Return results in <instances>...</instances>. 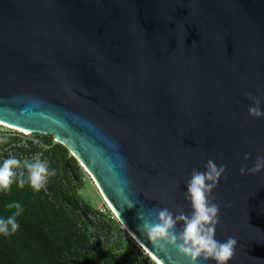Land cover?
I'll return each instance as SVG.
<instances>
[{
	"label": "water",
	"instance_id": "water-1",
	"mask_svg": "<svg viewBox=\"0 0 264 264\" xmlns=\"http://www.w3.org/2000/svg\"><path fill=\"white\" fill-rule=\"evenodd\" d=\"M246 93L264 109V0H0V123L68 148L161 264L187 261L126 201L190 214L210 159L215 239L237 240L229 264H264V169L240 174L264 156V117Z\"/></svg>",
	"mask_w": 264,
	"mask_h": 264
},
{
	"label": "clouds",
	"instance_id": "clouds-1",
	"mask_svg": "<svg viewBox=\"0 0 264 264\" xmlns=\"http://www.w3.org/2000/svg\"><path fill=\"white\" fill-rule=\"evenodd\" d=\"M251 105L247 109L248 116L253 119L264 117V109L261 108L260 99L246 93ZM248 160V155L244 156ZM21 167V161L15 157H9L0 161V193L10 192L13 183L17 188L23 189L25 183L34 193L44 188L47 179L55 175V170L50 169L45 162L37 159L35 162L23 163L25 171L17 173ZM264 169V156H257L252 167L240 168L241 175L256 174ZM225 173L223 165H217L213 160L204 164L203 171L193 170L185 184V200L190 207V214H185L177 209L174 214L169 208L153 209L152 213L145 216L143 202L126 201L128 209L139 204L136 218L140 221L137 225L145 238L151 242L152 247L158 250L174 248L176 253L182 256L187 264H229L231 261L237 240L229 237L223 243L215 239L216 225L219 220L220 205L212 201L211 193L217 186L220 177ZM227 206V205H225ZM7 209H14L11 215L0 217V236L9 237L18 232L20 225L17 218L23 213L21 203L13 201L5 205ZM179 226V228L177 227Z\"/></svg>",
	"mask_w": 264,
	"mask_h": 264
},
{
	"label": "trees",
	"instance_id": "trees-1",
	"mask_svg": "<svg viewBox=\"0 0 264 264\" xmlns=\"http://www.w3.org/2000/svg\"><path fill=\"white\" fill-rule=\"evenodd\" d=\"M45 144L48 145L44 150L47 166L55 170V175L47 179L44 188L34 193L27 183L23 189L13 183L10 192L0 193V217L15 211L5 207L13 201L24 208L17 218L18 232L9 237L0 236V264H88L89 252L96 250L95 243L75 218L77 215L81 224L87 226L84 216L89 207L76 197L73 185L77 180L73 170L75 160L68 156L61 143L52 144L47 140ZM105 264H115V261L110 258Z\"/></svg>",
	"mask_w": 264,
	"mask_h": 264
},
{
	"label": "rangeland",
	"instance_id": "rangeland-1",
	"mask_svg": "<svg viewBox=\"0 0 264 264\" xmlns=\"http://www.w3.org/2000/svg\"><path fill=\"white\" fill-rule=\"evenodd\" d=\"M47 140H50L52 144L59 143L51 134L25 133L18 128L0 123V161L15 157L21 161V167L25 161L35 162L37 159L48 165L47 158L44 156V150L48 148L45 144ZM66 149L68 156L75 160L73 170L77 180L73 185L76 197L89 207V212L84 216L88 222L87 226L81 224V218L77 215L75 218L87 236L91 240L98 241L95 252L90 251L88 254V264H105L110 258L115 261V264H137L140 260L152 259L103 201L93 177L71 151ZM83 264L87 263L83 262Z\"/></svg>",
	"mask_w": 264,
	"mask_h": 264
},
{
	"label": "bare ground",
	"instance_id": "bare-ground-1",
	"mask_svg": "<svg viewBox=\"0 0 264 264\" xmlns=\"http://www.w3.org/2000/svg\"><path fill=\"white\" fill-rule=\"evenodd\" d=\"M9 126V125H8ZM9 127H11V126H9ZM13 128H15V127H13ZM97 184V183H96ZM100 189V188H99ZM100 195H101V198L103 199V201L106 203V205L109 207V208H111L112 210H113V212H114V209L112 208V206L110 205V203H109V201L106 199V197L104 196V194L102 193V191H101V189H100ZM115 213V212H114ZM121 223V222H120ZM124 227H125V225H123ZM125 229L131 234V236L135 239V241L139 244V245H141L143 248H144V250H146L147 251V253L150 255V257H152L153 259H155L157 262H159V263H161L145 246H143V244L142 243H140V241L138 240V239H136L135 238V236L125 227Z\"/></svg>",
	"mask_w": 264,
	"mask_h": 264
},
{
	"label": "built area",
	"instance_id": "built-area-1",
	"mask_svg": "<svg viewBox=\"0 0 264 264\" xmlns=\"http://www.w3.org/2000/svg\"><path fill=\"white\" fill-rule=\"evenodd\" d=\"M137 264H161L157 262L155 259H148V260H140Z\"/></svg>",
	"mask_w": 264,
	"mask_h": 264
}]
</instances>
